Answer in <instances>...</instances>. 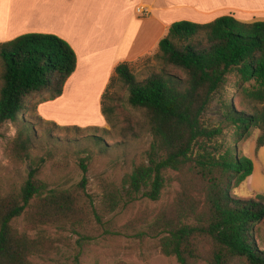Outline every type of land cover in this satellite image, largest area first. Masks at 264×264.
Here are the masks:
<instances>
[{
    "label": "trees",
    "instance_id": "1",
    "mask_svg": "<svg viewBox=\"0 0 264 264\" xmlns=\"http://www.w3.org/2000/svg\"><path fill=\"white\" fill-rule=\"evenodd\" d=\"M153 59L160 71L145 79L138 78L131 63H120L102 95V114L113 125L119 110L115 88L125 89L128 106L143 115L153 139L146 160L125 176L121 189L106 186L103 210L111 214L140 198L160 201L168 172H177L184 181L174 214H160L141 235L159 239L162 252L179 264L202 259L264 264L257 242L264 195L250 200L231 195L254 173V162L240 144L259 130L256 150L264 147V22L247 24L231 16L208 24L178 22L159 42L158 53L139 61ZM0 61V129L7 123L16 127L9 155L31 164L18 190L0 192V264H34L33 258L50 255L57 246L41 236L32 238L13 223L30 214L34 229L74 227L82 222V195L50 189L39 179L46 159L33 157L37 135L26 116L63 95L78 60L63 39L29 34L0 44ZM229 95L235 103H229ZM36 96L41 99L33 103ZM214 101L221 105L218 122L207 116ZM52 125L66 131L98 130ZM88 139L102 143L97 135ZM192 179L198 180V195ZM85 187L86 180L79 189Z\"/></svg>",
    "mask_w": 264,
    "mask_h": 264
},
{
    "label": "rangeland",
    "instance_id": "2",
    "mask_svg": "<svg viewBox=\"0 0 264 264\" xmlns=\"http://www.w3.org/2000/svg\"><path fill=\"white\" fill-rule=\"evenodd\" d=\"M157 53L158 50L150 56ZM132 65L139 79L160 71L156 59L150 62L141 60ZM2 73L0 61V90ZM115 93L119 110L113 118V125L106 122L101 111L103 94L97 95L95 91L90 96H65L60 103L51 105L47 113L49 121L36 112L26 116L27 122L34 124L37 135L33 157L46 159L39 179L50 189L69 190L82 195V222L74 227L40 226L34 229L30 224V214L23 215L13 223L32 238L41 236L57 246L58 250L50 255L33 258L34 264H179L175 257L162 252L159 239L143 236L141 232L160 214H174V202L184 181L181 174L168 172L167 186L158 202L140 198L111 214L103 210L101 203L106 186L121 189L125 176L146 160L153 140L143 115L128 106L126 90L117 85ZM40 99L36 96L31 101L35 103ZM228 99L232 104L236 101L232 95ZM220 106L219 101L212 102L207 113L211 121H219ZM52 123L60 127H95L98 130L66 131ZM16 135L17 129L11 123L0 129V192L3 194L18 190L31 169L29 162H15L9 155L10 143ZM91 135L99 136L101 145L88 139ZM261 135V131L253 130L250 137L240 144L241 152L259 167L264 165L263 156L258 157L256 150ZM83 166L87 168L86 172ZM84 180L86 187L82 191L79 187ZM190 182L196 187L195 194L198 195V180L192 179ZM231 195L250 200L264 194L256 191L253 182L249 184L246 181ZM257 242L264 250V223L257 227ZM199 264L209 262L202 259ZM233 264L245 263L236 261Z\"/></svg>",
    "mask_w": 264,
    "mask_h": 264
},
{
    "label": "crops",
    "instance_id": "3",
    "mask_svg": "<svg viewBox=\"0 0 264 264\" xmlns=\"http://www.w3.org/2000/svg\"><path fill=\"white\" fill-rule=\"evenodd\" d=\"M225 16L247 24L264 22V0H0V44L45 34L63 39L75 51L77 69L63 95L38 107L49 121V107L65 96L102 95L116 67L154 54L173 24H208ZM258 155L264 161V147ZM247 181L264 194V165L255 163Z\"/></svg>",
    "mask_w": 264,
    "mask_h": 264
},
{
    "label": "built area",
    "instance_id": "4",
    "mask_svg": "<svg viewBox=\"0 0 264 264\" xmlns=\"http://www.w3.org/2000/svg\"><path fill=\"white\" fill-rule=\"evenodd\" d=\"M138 12H139V13H142V9H139Z\"/></svg>",
    "mask_w": 264,
    "mask_h": 264
}]
</instances>
